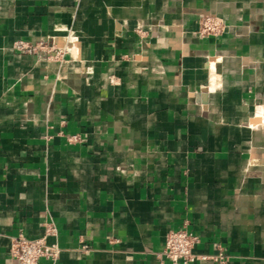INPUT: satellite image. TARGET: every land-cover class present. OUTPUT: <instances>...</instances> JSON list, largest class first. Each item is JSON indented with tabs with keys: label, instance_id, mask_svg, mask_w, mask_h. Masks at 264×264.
Masks as SVG:
<instances>
[{
	"label": "crops",
	"instance_id": "0c3cea01",
	"mask_svg": "<svg viewBox=\"0 0 264 264\" xmlns=\"http://www.w3.org/2000/svg\"><path fill=\"white\" fill-rule=\"evenodd\" d=\"M186 221L197 253L264 264V0H0V264L47 222L39 264H171Z\"/></svg>",
	"mask_w": 264,
	"mask_h": 264
},
{
	"label": "built area",
	"instance_id": "2783aa9c",
	"mask_svg": "<svg viewBox=\"0 0 264 264\" xmlns=\"http://www.w3.org/2000/svg\"><path fill=\"white\" fill-rule=\"evenodd\" d=\"M227 28L225 21L216 15L201 16L198 20L197 34L201 37L220 36ZM138 32L143 30L138 27ZM13 48L21 53L35 54L41 59L48 61L65 62L70 48L58 46L53 39H41L31 42L18 39ZM68 140L75 142L79 140L78 135H68ZM44 235L38 238L27 237L24 233L12 237L10 254L17 264H39L40 259L45 258L53 262L61 255L62 248L58 243V229L53 222L44 225ZM53 237V240H49ZM199 237L188 229L187 221L179 229L169 230L165 237L162 255L171 264H189L196 261H211L212 264H227V254L219 248L216 253H197L195 247ZM88 249V245L83 246Z\"/></svg>",
	"mask_w": 264,
	"mask_h": 264
}]
</instances>
